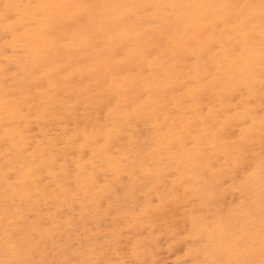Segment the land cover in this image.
Listing matches in <instances>:
<instances>
[{"label": "snow or ice", "instance_id": "1", "mask_svg": "<svg viewBox=\"0 0 264 264\" xmlns=\"http://www.w3.org/2000/svg\"><path fill=\"white\" fill-rule=\"evenodd\" d=\"M0 23L2 38L13 49L12 57H19L7 70L29 73L37 88L48 94L52 101L49 107L54 110V101L61 98L62 91L67 93L63 81L68 77L65 72L44 66L59 54L58 48L65 46L61 37L71 34L80 48H88L114 26L129 25L136 32L151 26L161 37V44L145 49L143 62L154 68L153 58L160 57L161 45L169 48L172 57L161 67L174 69L183 63L189 68L181 95L195 113L180 118L178 146L170 143L168 147L176 159L164 168L142 153H137L135 159L113 153L123 132L121 125L133 114L117 90L103 93L91 112L88 89L83 90L87 104L80 99L72 103L77 112L81 106L85 108L89 123L83 132L77 125L71 135L65 132L63 137L51 136L35 150L22 139L16 141V155L31 151L34 159L21 162L19 170L15 160L6 162L0 264H150L138 245L130 242L121 248L119 238L107 246L91 238L87 243L82 239L80 248L70 247L63 240L69 199L88 196L92 189L117 191L118 184L128 191L121 177L129 175V169L144 194L143 200L134 201L139 211L133 219L138 226H151L161 214H171L176 221L169 222L172 229L179 228L181 221L185 223L184 231L191 243L183 264H264V0H170L133 5L36 0L5 3ZM25 33L37 42L21 47L20 36ZM257 94L258 114L245 103ZM3 103L7 128L9 121L23 116V109L15 98L5 96ZM136 114L142 118V113ZM172 118L175 121L178 117ZM238 129H246L248 136L237 137ZM4 143L6 152L11 153L7 135ZM221 152L234 160L228 178L240 199L227 213L211 211L210 187L221 179L218 172L223 169L215 160ZM69 157L73 163H69ZM97 169L110 172L112 183L107 175L102 180ZM99 199L96 196L92 202ZM197 202L200 209L208 211L197 209ZM189 205L190 225L185 217L177 216L181 207L189 211ZM80 211L85 218L83 202Z\"/></svg>", "mask_w": 264, "mask_h": 264}, {"label": "bare ground", "instance_id": "2", "mask_svg": "<svg viewBox=\"0 0 264 264\" xmlns=\"http://www.w3.org/2000/svg\"><path fill=\"white\" fill-rule=\"evenodd\" d=\"M26 1H30V0H26ZM86 2H88V3H120V4L133 5V4H144V3H163V2H170V0H86ZM218 2H221V0H218ZM222 2H228V0H222ZM231 2H244V0H231ZM1 10H2V8H1V2H0V11ZM119 26H122V25L114 26L109 32L102 33L100 35V37H98L97 40L93 41V45L91 47L83 48L85 50V52H80V54H77V50L80 49V47L78 46V44L74 43L76 38H74L71 34H69V36H68V38H66V40L68 39L70 41L69 44L72 45L74 50H72V49L70 50V54L68 55V59L67 60H59V59L56 60L57 58H55L54 61H52L50 64L46 65V66H48L49 69L56 68L57 70L65 72V73H67L70 76H72V74H75L73 77H68V75H67L68 78L65 81H63V83L67 87V93L62 91L61 92V98L59 100H55L54 101V103L57 106V108L55 110L52 109L51 107H49V104L52 101H50V98H49L48 94L45 93L42 88H37L36 84L33 82L34 78L29 73H26L22 69L13 68V70H11V71L7 70L9 65L13 64L14 61L11 58V55H9V57L8 56L6 57L5 54L0 55V64H1L0 65V70H3V71L0 72V213H2V202H3L5 187H6L3 184V176H4V173L6 171V162H10L12 160H15V165L14 166L16 167L17 170H19V165H20L21 162H25V161L31 162L34 159L31 151H24L22 153V155L17 156L16 155V153H17V145L15 143L16 141H20L22 139V140L26 141L27 143H30L32 145V149L35 150L42 140L43 141H47L52 136V135L50 136V134H49L50 132H51V134H53L52 131L57 129V127L59 125H61V127H62L63 124H61V121H64V120H66V122L65 121L64 122L68 123V125H71V122L74 125L75 124L79 125V130L83 131L85 125L89 123V120L86 117L85 108L83 106H81L79 108V111L77 112L75 109H73L71 107V105L77 99L83 100L85 102V104L88 103V101H87V99H86V97L84 95V91H83L84 89H88L89 90L88 95H90L92 97L93 106H92V108L88 109L89 112L95 110V104L99 101V99L101 98L103 93L110 92V91H113V90L119 91L125 97V102L127 103V105H128V101L129 100H130L129 102L130 103L133 102V104L134 103H138V102L140 103V101H141V104H142V100H140V99H142L145 95L147 96L148 91H147V89L145 87L147 85L144 82L145 80L143 81V83L145 84V86H144V85L141 84V82H140V84L137 85V84H135L136 83L135 81L132 82V80L127 79L128 75H129V73H130V71L132 69L129 68L128 65H126V62H124V63L122 62V60L120 58V54H119L120 51L118 52V49H120L121 51L126 50V48H125L126 45L124 44L125 42H121L119 40L116 41V38L120 34V32H118V31L120 29H122V27L119 28ZM124 26H127V25H124ZM118 28H119V30H118ZM129 29H131V28H128V30ZM143 32H145V30H143L142 32L134 31V34H135L134 37L140 42L141 45L143 44V41L145 39L144 38L145 34ZM116 33H119V34L115 35ZM131 35H133V34H131ZM155 41L156 40H153V42H151L150 45H153L155 43ZM0 44H2L1 40H0ZM132 44H130V45H132ZM113 49L115 50L114 52L111 51ZM65 52H66V50H65ZM10 53H12V52H10ZM125 53L126 52L123 53V56L125 55ZM169 56H170L169 58H167L165 56H162V55H160L159 58L154 57L155 65L159 66V64H160L159 61L160 60H163L165 62L169 61L171 59V57H172V54H169ZM125 57H126V55H125ZM177 59H178V57H177ZM61 61H64V64L60 65V63H62ZM137 65H139V63ZM133 66H134V64H133ZM135 68L138 69L137 67H135ZM135 68L133 69L134 72L136 70ZM148 68H147V71H149ZM152 69L150 70V72L152 71ZM188 69L189 68H187V70ZM138 70H140V69H138ZM171 70H176V71H174L173 74H176L177 71H180V70H178V66L177 65H176V67L174 69L171 68ZM187 70H186V72H187ZM68 71L69 72L73 71V72L71 74V73H68ZM158 71H160V69ZM188 72H189V70H188ZM136 74H138V73H136ZM181 74H182V71H181ZM139 76L140 75H138L137 77H139ZM142 79H144V78H142ZM98 81H99V83H98ZM118 81H120V82L124 81L125 89H123L124 87H122V86L121 87H119L117 85L115 86V83H117ZM179 81H180V79H178L177 77H174V78H172L171 84L167 85L166 84V80H165V84L167 85V88L169 89V91H171L170 93H172V94L168 93V95H166V96L163 95V90L156 86L157 87V91L156 92H158L159 89H161L162 91L160 90L161 92L159 91L157 93V97L155 96V98H157L159 101L156 102V105L152 106V107H154V112L152 113V116H150L151 117L150 120H151V123L154 125L153 130H154V133H155V137L158 139V143L160 144L158 149H157V151L154 150L156 148L153 149L154 153L156 152L157 156H158V159L155 161L157 167H165V163H164L165 160L162 159V158L165 157V159H166V156H163V154H162L163 157L160 158L159 157L160 152H162V151L164 152L166 150L168 151V147H169L170 143L177 144V146H178L177 138H178V135H179L180 118H183L185 116L184 114L189 115V117H192V116L195 115V113L193 111L188 109L186 98L185 99L181 98L182 96L179 93H177L179 90L177 91L176 88L179 87L178 86ZM168 83H170V82L168 81ZM126 84H127V87H126ZM152 84H153V86H155L154 83H152ZM159 84H161L162 87H163V83H159ZM165 84H164V88H163L164 90H165V86H166ZM149 85H148V87H149ZM181 86H182V83H181ZM45 87H46V85H45ZM150 88L151 87H149V89ZM167 88H166V90L164 92L167 91ZM156 92H154V93H156ZM154 93H153V96H154ZM150 95H152V94H150ZM5 96H7L9 98H15V102L17 104H19V106L23 109V116H17V117H15L14 120L9 121V124H8L7 128L5 127V123H4V119H3V117L5 115V113H4V103H3L4 99H5ZM149 99H150V97H149ZM149 99L148 100L146 99V100H143V101H149ZM171 102L175 103L174 104L175 108L172 107L173 110L170 108L171 105L173 104ZM169 103L171 105H169ZM213 104H215V102H213ZM246 104L250 105V107L253 108L254 111L257 114L260 112V101H259V98H258V94H257L256 98H254L252 100H246ZM150 105H153V103L150 104ZM167 105H169L170 107H168ZM144 106L142 107V110L144 109ZM138 107H139V104H138ZM138 107H136V108H138ZM140 108H141V106H140ZM131 109H134V108H131ZM146 109H147V107H146ZM149 109L150 110L148 111V113L150 114V112H152L151 107ZM206 110H207V106H206ZM225 110H227V109H225ZM133 111H135V112L137 111L138 112L139 110L137 109V110H133ZM186 111H188V113H186ZM232 111L234 112L235 109H232ZM140 112H141V110H140ZM144 112H146V110H143V114H144ZM204 112L206 113L205 107H204ZM135 115H137V114H135ZM173 115H176L178 117L175 121L172 118ZM142 117H143V115H142ZM129 118H131V117H129ZM139 118L140 117H138V119H137L138 123H139ZM142 119L143 118H141L140 121H142ZM258 120H259V117L257 115V127H258ZM128 121H129V119H128ZM130 121H131V119H130ZM143 122H144V120H143ZM249 123L251 124V120H249ZM141 125L144 126L146 124L145 123H143V124L141 123ZM124 126L126 127V125H124ZM130 126H131V124H129L128 128H130ZM61 127H60V130H61ZM64 127H66V126H64ZM75 128H77V127H75ZM122 128H123V126H122ZM67 129L68 128H66V129L64 128V130H67ZM146 129H147V126H146ZM60 130H59V132H60ZM90 130H91V127H90ZM125 130L123 129V132ZM73 132L74 131L72 129L71 133H73ZM123 132H122V137L125 136L124 135L125 133H123ZM71 133H70V135H71ZM89 133H91V132H89ZM150 133H151V130H150ZM130 134L131 133L129 131V137L132 136V134L131 135ZM152 134H153V132H152ZM248 134H249L248 131L245 130V129H238L237 132H236L237 137L243 136V137L246 138L248 136ZM6 135L9 138V143L7 145V148L11 149V153L6 152V146H5V143H4V137ZM153 135H151V136L153 137ZM125 137H127V136H125ZM125 137H124V139L126 140L128 137L127 138H125ZM132 138L135 141L134 142V147H137L135 145V143L138 140L135 139V135H134V137L132 136ZM132 138H131V140H132ZM156 138L151 139V140L154 141ZM121 139H123V138H121ZM129 139H127V140L129 141ZM257 139H258V134H257ZM119 142H120V140H119ZM119 142L117 143V146L121 145V144H119ZM124 144H126V143H124ZM138 144H140V143H138ZM150 145L148 146V144H147V146L144 145V147L146 146V147L150 148ZM122 147H124L123 144H122ZM132 147H133V145H132ZM120 149H121V147H120ZM136 150L138 151L139 148L136 149ZM146 150L148 151V149H146ZM115 151H113V152L116 153ZM137 151L134 152V154L137 153ZM144 152H146V151H144ZM151 157H153V155ZM70 158L71 157H69V161H70ZM132 158H133V156H132ZM172 158L176 159V156H174L172 154ZM167 159H166V161H167ZM173 159L170 158V160H168L166 165L169 164L171 162V160H173ZM215 160H216V163H217V167L218 168L222 167V169H223L222 171L218 172V175L221 177L220 180H223L224 177L229 176V169L232 166V164H234V160H231V159L225 157L222 152L215 158ZM151 161H153V160H151ZM38 162L39 161L37 160V163ZM129 170H131V169H129ZM102 176L104 177L103 173H102ZM123 177L124 176H122V178ZM111 178H109V179L111 180ZM133 178L131 176L129 179L126 178L125 181L126 180L129 181V183L127 182V184L131 185L132 181L135 180V178L134 179ZM131 179H133V180H131ZM133 183L131 185L132 188L138 187V186L134 187ZM217 183H221V182H217ZM214 186H215V184L210 187V192L214 188ZM119 188H120V185H119ZM129 189L131 190L130 187H129ZM229 189H232V187H230ZM33 190H35V186L34 185H33ZM41 190H43V188H41ZM95 190H98V189H95ZM99 190H98V194L96 193L98 196H99V193H100ZM123 190L124 189H122V191ZM130 190H128V192H130L131 195H132V193L134 195L135 192L134 191L131 192ZM94 192H93V194H94ZM90 193H92V191ZM118 193H119V191H118ZM122 193L125 194L124 191ZM139 193L137 191V194H139V195L136 196L137 194L135 193L134 196L139 197V198H141L140 200H142V196H144V194L141 191ZM107 194L111 195L110 192L107 193ZM107 194H103V195H107ZM126 194L128 195V193H126ZM236 194L238 195L239 193H236ZM113 195H114V192H113ZM119 195H120V193H119ZM125 195H123V196L126 197L127 195L126 196ZM131 195H130V197H131ZM92 196H94V195H92ZM92 196H91V198H93ZM222 196H223V194H222ZM118 197L121 198L122 196H118ZM134 198L135 197H133V199L130 198L131 201H133ZM139 198H137V199H139ZM123 199L125 200V198H123ZM217 199L218 198H215L214 202H216ZM17 200H18V203H19V198H17ZM104 200H107V198L105 197ZM104 200H103V202H104ZM112 200H113V198L111 199V202H110L111 204L114 201V200L113 201ZM116 200L117 199H115V201ZM120 200L118 199V202ZM86 201H87V196H84L83 194H81L80 198L75 200V201H72L71 199H69V202H68L67 205H65V208L67 210H72L69 213L73 212L75 214V215H73V213H71L72 214L71 216L75 217L76 215H79L80 219H81L80 221H82L80 209L82 207V202L84 204V202H86ZM123 201H121V202H123ZM136 202H137V200H136ZM95 203H93V204H95ZM120 203H119V205H120ZM90 204H88V207L89 206L91 207ZM119 205H116V206H118L117 207L118 209L120 208ZM214 205L217 206L216 203L213 204V206ZM96 206H97V203H96ZM105 206H107V204H105ZM108 206H110V210L112 211L113 210L112 205H108ZM116 206L114 207V209H116ZM132 206H134V203L132 204ZM132 206H130L131 211L134 208ZM190 206L191 205H189L188 207H190ZM25 207H27V205H25ZM84 207H85V205H84ZM90 207H89V209H90ZM126 207H123V208H126ZM93 208L95 209L96 207L93 206ZM102 208L104 209V206H102ZM123 208L121 206V209H123ZM181 208H183V207H181ZM91 209L90 210L86 209V215L90 216V217L93 216V217L90 218L89 221H85V223L81 222L82 225H80V226H78V224H77V226L79 227V231H77V226L75 227L73 225V227H75L73 230H72V226L69 227V221H67L68 219H65V217H68L67 214L68 215H70V214L68 213V211L65 212V214H64L65 215V217H64L65 223H64V229H63V240L65 241L66 244H69L70 247L76 246L77 243L79 244L78 238H77V237H79V234H80L79 240L83 239L82 236H84V238L87 241H88V239H87L86 235L89 234V233L90 234L91 233L95 234L96 236H101V238H100L101 241H102L103 238H107V236L110 235V230H108V229L112 228V227H110V224H112L111 222H113L112 219L110 220V218H109V222L105 221V223L101 224L102 223L101 222L99 225H97L96 224L97 222L94 221V217L97 214L99 216L100 214H102L101 212H103V211L101 209H99L101 211V212L98 211L100 214L97 212V214H94L95 215L94 216L92 213H94L95 211H93ZM105 209H106V207H105ZM130 209H128V211H130ZM205 209L208 210L207 208H205ZM212 209H213V207L211 208V210ZM108 210H109V208H108ZM120 210H117V211L119 212ZM181 210L183 211L185 209L184 208L180 209L178 212H180ZM217 210L218 209H216V211ZM226 210L227 209H225L224 212H226ZM47 211H48V209H45L46 213H47ZM51 211L55 212V208H52ZM135 211H139V210L137 209ZM216 211H214V212H216ZM108 212L109 211H107V213ZM118 212H117V214H118ZM125 212H127L126 209H125ZM113 213H116V212H113ZM178 214L180 215V213H178ZM115 215L112 214V217L114 216V218H116ZM168 215H166L167 216L166 217V216H163V214H161V217L163 216L162 218L164 220H168V217L170 218V215L169 216ZM100 216L102 217V215H100ZM99 217H97V218L95 217V219H99ZM106 217L107 216H104V218H106ZM180 217H181V215H180ZM74 219L75 218H73L72 221H74ZM170 219L172 220V218H170ZM159 220H160V218H159ZM99 222H100V220H99ZM173 222H174V219L172 220L171 223H173ZM116 223H117V221L115 222V224ZM162 224H164V223H162ZM165 224H166V222H165ZM165 224H164V226H165ZM72 232H73V234H72ZM2 237H3V223L0 222V241H2ZM88 238H89V235H88ZM57 239H60V237L57 236ZM93 239L95 240V238H93ZM108 239H110V238H108ZM100 240H99V242H100ZM107 240L105 239L106 243H107ZM102 242H103V244L105 243L104 241H102ZM109 242H110V240H109ZM97 244L100 245L102 243H100V244L97 243ZM107 245H108V243H107ZM107 245H105V246H107ZM77 247L79 248V246H76L75 248H77Z\"/></svg>", "mask_w": 264, "mask_h": 264}, {"label": "rangeland", "instance_id": "3", "mask_svg": "<svg viewBox=\"0 0 264 264\" xmlns=\"http://www.w3.org/2000/svg\"><path fill=\"white\" fill-rule=\"evenodd\" d=\"M0 2H1V8H2V6L5 4V3H17V4H28V3H34V2H36V0H30V1H26V0H0ZM2 11V10H1ZM120 27H122V29H120L119 30V28ZM119 28H118V32H120V34L119 33H116L115 35H117V34H119L118 35V37L116 38V41L117 40H119V41H121V42H125L124 44L126 45V50H124V51H121L120 49H118V52L120 51V58H121V60H122V62L124 63V62H126V65H128V67L129 68H131L132 70V72L130 71V73H129V75H128V77H127V79H130V80H132V82L133 81H135L136 83L135 84H140V82H141V84L142 85H144L145 86V84L143 83V81L146 83V85L147 86H145L146 87V89H147V91H148V93H147V96L145 95L142 99H140V100H142V104H141V101H140V103L138 102V103H134L133 104V102H129L128 101V105H129V107L130 108H134L133 110H139L138 112H140V110H141V112L140 113H142V115H143V119H142V121H140V119L141 118H139V123L141 122L142 124L143 123H145L146 125H141V123L139 124L138 123V116L137 115H135L136 113H137V111L135 112V111H133V114H132V116H130L131 118H127V120L121 125V127L123 126V128L122 129H126L123 133H125L124 135L125 136H127V137H125V138H127V139H129V141L126 139H124V137H122V135H121V137H120V142H119V144H121L120 146H117V144L115 145L116 147H114L112 150L113 151H115L116 153H114V154H116V155H123V154H127V155H130L131 157L133 156V159H135L136 158V155H137V153H142L143 154V156H145L149 161H151V160H153V159H155V161L158 159V156H157V153L155 152L154 153V150H156L157 151V149H158V147H159V143H158V139L155 137V133H154V130H153V127H154V125L151 123V117L150 116H152V113L154 112V107H152V106H154V105H156V102L157 101H159L157 98H155V96L157 97V93L162 89L163 90V95L164 96H166V95H168V93H170L171 91H169V89L167 88V85H169V84H171V81H172V78H174V77H177L178 79H180V81H179V84H178V88H176V90L178 91L177 93H179L180 95H181V90H182V86H181V83L183 82V80L185 79V76H186V74L188 73V70H187V66L185 67V65L183 64V63H178L177 64V66H178V70H180V71H177V73L176 74H173L174 73V71H176V70H171V68L170 67H166V68H162L161 67V65L162 64H166V62L165 61H163V60H160L159 61V66L158 65H155V67L152 69V71L150 72V70L151 69H149L148 68V64L147 63H145L144 64V62H143V55H142V53L145 51V49H149V48H151L153 45H160L161 44V37L159 36V34L156 32V30L153 28V27H151V26H146L144 29H142L140 32H142L143 30H145V32H143L144 34H145V39H144V41H143V44L141 45L140 44V42L134 37L135 36V34H134V31L133 30H131V29H129L128 30V28H131L129 25H127V26H124V25H122V26H119ZM22 32H23V30H21ZM131 34H133V35H131ZM2 35H3V33H2V23H0V40H1V43L3 44H0V55H2V54H5V51L7 50V52H8V54L9 55H11V53L10 52H12L13 50H12V47L11 46H6V41L4 40V39H2ZM114 35V36H115ZM68 36H69V34H65L63 37H61V43L62 44H64L65 46L64 47H60V48H58V52H59V54L58 55H56V56H54L50 61H49V63L48 64H50L52 61H54L55 60V58H57L56 60H67L68 59V55L70 54V50L72 49V50H74V48L72 47V45L71 44H69L70 43V41L67 39L66 40V38H68ZM65 38V39H64ZM64 39V40H63ZM153 40H156L155 41V43L153 44V45H150V43L151 42H153ZM5 41V42H4ZM20 41H21V43H20V46L21 47H27L28 45H30V44H34V43H36L37 41L35 40V37L34 36H32L30 33H25V34H23V35H21L20 36ZM42 43V42H41ZM134 45H133V44ZM164 44H167V41H164L163 42ZM130 44H132V45H130ZM113 46V45H112ZM162 46V48H163V50H162V52H161V55L162 56H165V57H167V58H169L170 56H169V54H171V50L169 49V48H167V47H163V45H161ZM10 49V50H9ZM83 48H80V49H78L77 50V54H80V52H85V50L83 51L82 50ZM65 50H66V52H65ZM124 52H126L125 53V55H126V57H125V55L123 56V53ZM122 53V54H121ZM83 54V53H82ZM9 55H8V57H9ZM11 58L13 59V61H15V60H18L19 59V57H12V55H11ZM178 59H179V57H178ZM177 59V60H178ZM153 61H154V58H153ZM62 63H60V65L61 64H64V61H61ZM139 63V65H137ZM143 63V64H142ZM47 64V65H48ZM133 64H134V66H133ZM136 64V65H135ZM1 65V64H0ZM45 68H48V66H44ZM135 67H137L138 69H140V70H138V69H136ZM158 67V68H157ZM136 69L135 70V72H134V70L133 69ZM147 68H148V70L149 71H147ZM160 69V71H158ZM186 70H187V72H186ZM1 71H3V70H0V72ZM147 71V72H146ZM181 71H182V74H181ZM72 72L73 71H68V73H71L72 74ZM141 72V73H140ZM164 72V73H163ZM135 73V74H134ZM136 73H138V74H136ZM140 73V74H139ZM185 73V74H184ZM159 74V75H158ZM167 76H166V75ZM68 75V74H67ZM75 74H72V76H70V75H68V77H73ZM138 75H140L139 77H137ZM182 75V76H181ZM142 78H144V79H142ZM149 78H151L150 80H149ZM165 80H166V84H165ZM171 80V81H170ZM168 81L170 82V83H168ZM152 83H154V85L155 86H153V84ZM159 83H163V87H162V85L161 84H159ZM122 84V85H121ZM150 84V85H149ZM157 84V85H156ZM164 84L166 85L165 86V90H166V88H167V91L166 92H164L165 90L163 89L164 88ZM119 86V87H124L123 89H125V86H124V81H122V82H120V81H118L117 83H115V86ZM148 85H149V87H151L150 88V91L152 92H150L149 91V87H148ZM161 85V86H160ZM159 87V88H161V89H159V91L158 92H156L157 91V87ZM126 87H127V84H126ZM155 88V89H154ZM180 88V89H179ZM153 89V90H152ZM161 90V91H162ZM160 91V92H161ZM154 92H156V93H154ZM153 93H154V96H153ZM165 93V94H164ZM176 93V94H177ZM150 94H152V95H150ZM170 94H172V93H170ZM182 96V95H181ZM149 97H150V99H149ZM154 97V98H153ZM163 98V97H162ZM181 98H184L185 99V97L184 96H182ZM148 100L149 99V101H143V100ZM153 99V100H152ZM156 100V101H155ZM153 103V105H150V104H152L151 102ZM185 101V100H184ZM144 102V103H143ZM149 102V103H148ZM213 102H215V101H213ZM171 103H173V102H171ZM245 103H246V101H245ZM131 104V105H130ZM133 104V105H132ZM137 104V105H136ZM138 104H139V107H138ZM146 104V105H145ZM175 103H173L172 105L169 103V105H171V107L169 106V105H167L168 107H170L172 110H173V108H175V105H174ZM145 105V106H144ZM149 105V106H148ZM132 106V107H131ZM135 106V107H134ZM140 106H141V108H140ZM144 106V109L143 110H146V112H144V114H143V110H142V107ZM207 106V105H206ZM206 106H205V111L207 112V110H208V106H207V110H206ZM249 107H250V105H248ZM136 107H138V108H136ZM146 107H147V109H146ZM151 107V110H152V112H150V114L148 113V111L150 110L149 108ZM173 107V108H172ZM136 108V109H135ZM153 108V109H152ZM234 109V108H233ZM186 113H188V111H186ZM149 115V116H148ZM185 115V114H184ZM187 115V114H186ZM136 118H135V117ZM188 117H189V115H187ZM133 117V118H132ZM145 117V118H144ZM128 119L130 120L131 119V122H128ZM136 121H135V120ZM143 120H144V122H143ZM146 120V121H145ZM65 122H66V120H64ZM64 121H61V124H63L62 125V127H61V125H59L58 127H57V129H55L54 131H52V133L53 134H51V132L49 133L50 134V136L52 135H60L61 137H63V135H64V133L65 132H68V134L70 135V133L72 132V129H73V131L75 132V131H77L76 129L77 128H75V127H77V125L75 126L74 124H72V122H71V125H68V123H65ZM136 124H135V123ZM131 124V126H130V128H128L129 127V124ZM66 124V125H65ZM250 124V123H249ZM124 125H126V127L124 126ZM137 125V126H136ZM64 126H66V127H64ZM75 126V127H74ZM135 126V127H134ZM146 126H147V129H146ZM60 127H61V130H60ZM64 128L66 129V128H68L67 130H64ZM72 128V129H71ZM129 129V130H128ZM59 130H60V132H59ZM91 130H92V128H91ZM90 130V127L88 128V132H92ZM150 130H151V133H150ZM246 130V129H245ZM80 132H83L82 130H79ZM129 131H130V133L132 134V136L134 137V135H135V139H137L138 141H136V143H135V145L137 146V147H134V140H133V138H132V136H130L129 137ZM152 132H153V134H152ZM62 133V134H61ZM72 134V133H71ZM130 134V135H131ZM149 135V136H148ZM151 135H153V137L151 136ZM152 137V138H151ZM121 138H123V139H121ZM131 138H132V140H131ZM139 138V139H138ZM154 138H156L154 141L153 140H151V139H154ZM125 140V141H124ZM133 141V142H132ZM130 142V143H129ZM132 142V143H131ZM156 142V143H155ZM124 143H126V144H124ZM138 143H140V144H138ZM118 144V145H119ZM122 144H123V146L124 147H122ZM138 144V145H137ZM147 144H148V146L150 145V148H148V147H146L147 146ZM155 144V145H154ZM132 145H133V147H132ZM140 145V146H139ZM144 145H146L145 147H144ZM142 146V147H141ZM152 146V147H151ZM120 147H121V149H120ZM144 147V148H143ZM128 148V149H127ZM139 148V150L137 151L136 149H138ZM142 148V149H141ZM154 148H156V149H154ZM126 149V150H125ZM146 149H148V151L146 150ZM154 149V150H153ZM129 150V151H128ZM143 150V151H142ZM119 151V152H118ZM137 151V153H135L134 154V152H136ZM144 151H146V152H144ZM145 153V154H144ZM155 155H154V154ZM162 154H163V156H166V159H167V161H166V159H165V157H163L162 156ZM153 155V157H151ZM150 157V158H149ZM159 157L161 158V157H163L162 159H164L163 161H164V163H165V167H166V163L168 162V160H170V158L171 159H173L172 158V154H170L167 150L166 151H162V152H160V155H159ZM72 159L70 158V161H69V163L71 162V163H73V160L71 161ZM161 160V159H160ZM73 167H75V165L73 164ZM159 168H164V167H159ZM99 170V169H98ZM97 170V172H98V174H100V176H101V179L103 180V176H102V173H103V175L104 176H106V175H110L109 176V178H111V173L109 174V173H105V172H102V171H98ZM129 171V174L130 175H123L124 177L122 178L121 177V179L123 180V181H125V179L126 178H130L131 176H132V178L134 177L135 178V180H133V179H131V180H133L132 181V183H133V186L135 187V186H138V187H135V188H132L131 187V185H132V183H131V185H129L128 184V186L131 188V190L129 189V187H128V190H130L131 192H135L136 194H137V191H138V193L140 192L138 189H139V182L136 180V177H135V175H131V170H128ZM112 179H114V178H111V180L109 179V183H111L113 180ZM130 180V181H131ZM136 181V182H135ZM125 182H128L129 183V181H125ZM218 182H221V183H216L215 184V186H214V188L211 190V201H212V203L213 204H215L216 203V205L217 206H212L213 207V209L211 210L212 212H214V211H216V209H219V210H222V211H225V209H227L226 210V212L225 213H227L228 212V210L229 209H231V208H234L236 205H238L239 204V202H240V199H239V194L237 195L236 193H238V192H236V190H235V188H234V186H233V184H232V181H231V179H229L228 178V176H226V177H224L223 178V180H219ZM117 187V191H113L114 192V195H113V192H110V194L112 195H110L111 196V199L113 198V202H112V204L110 203L111 202V199L109 200L108 199V196H109V194H107V193H103L101 190H99V196L101 197L99 200H96V203H97V206H96V203L95 204H93V199L96 197V196H98L97 194H98V190H95V189H92L91 191H92V193H89V195L87 196V201L86 202H84V204H83V206L85 205V209H87V210H90L91 208V210H93V211H95L94 213H92L93 215L94 214H97V212L99 211V212H101L99 209H101L103 212H101L102 214H100L99 212V214L100 215H102V217L100 216H98V214L95 216L96 218L97 217H99V219H95V217H94V221H96L97 223V225H99L101 222V224H103V223H105V221H107V222H109V218H110V220L112 219V221L113 222H111L112 224H110V227H112L111 229L109 228L108 230H110V235H108L107 236V238H103L102 239V241H104L105 243L103 244V242L100 240V238H101V236H96L95 234H87L86 235V237H87V239H89V238H91V240L94 242V243H102V244H100V245H107V243L109 244L110 242H109V240L111 241V240H114V239H116V238H119L120 239V241H121V244H120V246H121V248H124L126 245H129V243L131 242V245H138L139 246V250H140V252H141V254H142V256L145 258V259H147V260H149L150 261V264H151V262L152 261H155V262H157V264H183V261L184 260H186L187 259V257H186V253H187V251H188V245H189V243H191V240L189 239V237H188V233L187 232H185L184 231V228H185V223L183 222V221H181L180 222V226H179V228H177V229H172V228H170L169 227V222H172V220H173V218H172V216H171V214H169L170 215V218H172V220L168 217V220H164L162 217L163 216H166V215H164L163 214V216L160 218V220L158 221V220H156V222L155 223H153L151 226H138L137 225V223L135 222V220L133 219V217H134V215H136L137 213H138V211H135V210H137V208L135 209V204H134V206H132V204L134 203V201H136L137 200V202L138 201H140V199L141 198H139V197H136V196H138L139 194H137L136 196H134L135 195V193H134V195H133V193H132V195H131V193L130 192H128V191H125V190H123L124 192H125V194L126 193H128V195L126 196L124 193H122L123 191H122V187L120 186V188H119V185L118 186H116ZM230 187H232V189H229ZM137 190V191H136ZM95 191V192H94ZM119 191V193H120V195L119 194H117V192ZM93 192H94V194H93ZM97 193V194H96ZM94 195V196H92V195ZM103 194H107V195H103ZM116 194V195H115ZM122 194V195H121ZM142 194V193H141ZM222 194H223V196H222ZM236 194V195H235ZM123 195H125L126 197H124ZM130 195H131V197H130ZM91 196L93 197V198H91ZM118 196H122L121 198L120 197H118ZM222 196V197H221ZM104 197V198H103ZM105 197L107 198V200H104L105 199ZM133 197H135L134 198V200L133 201H131V199L130 198H132L133 199ZM144 196H142V200L144 199L143 198ZM220 197V198H219ZM117 199L116 201H115V199ZM123 198H125V200L127 201H125ZM137 198H139V199H137ZM215 198H218L217 200H216V202H214V199ZM90 199V200H89ZM92 199V200H91ZM118 199L120 200L119 202H118ZM103 200H104V202H103ZM125 202H124V201ZM98 201V202H97ZM121 201H123V202H121ZM121 202V203H120ZM91 203V204H90ZM119 203H120V205H119ZM228 203V204H227ZM88 204H90L91 205V207H90V209H89V207H88ZM103 204V205H102ZM105 204H107V206H105ZM212 204V205H213ZM108 205H112V207H113V210L111 211L110 210V206H108ZM116 205H119V209L117 208L118 206H116ZM132 206V207H134L133 209H132V211H131V209H130V206ZM93 206H95L96 208L94 209L93 208ZM102 206H104V209L102 208ZM116 206V209H114V207ZM121 206H122V208L123 207H126V208H123V209H121ZM105 207H106V209H105ZM191 207H192V205L190 206V207H188L189 208V211H186V210H181L180 212H178L180 209H183V208H180L178 211H177V216H179L180 217V215H181V217H185L186 219H187V222H188V224L190 225V223H191V218H190V209H191ZM196 207H197V209H200V203L199 202H197L196 203ZM227 207V208H226ZM108 208H109V210H108ZM130 209V211H128V209ZM97 209V210H96ZM121 209V210H120ZM125 209H126V211L127 212H125ZM109 211L108 213H107V211ZM117 210H120L119 212L117 211ZM139 210V209H138ZM200 210H203V211H208V210H206L205 208L204 209H200ZM68 211V213L70 212V211H72V210H67ZM113 212H116V213H113ZM117 212H118V214H117ZM121 212V213H120ZM123 212V213H122ZM71 213H73V212H71ZM71 213H69L70 215H68L67 214V216L68 217H65V215H64V217H65V219H68L67 221H69V222H71L70 224H69V227H71L72 226V230L77 226V224H78V226H80V225H82V223L81 222H84L85 223V221H89L90 220V218H92V217H90V216H85V218H83L82 219V221H80L81 219H80V216L79 215H76L75 217L74 216H71L72 214ZM178 213H180V215L178 214ZM89 214V213H88ZM112 214L113 215H115L116 216V218H114V216L112 217ZM73 215H75L74 213H73ZM107 216L106 218H104V216ZM111 215V216H110ZM122 215V216H121ZM124 215V216H123ZM168 215V216H169ZM79 216V217H78ZM77 217V218H76ZM88 217V218H87ZM167 217V216H166ZM71 218V219H70ZM73 218H75L74 219V221H72V219ZM71 221H70V220ZM102 219V220H101ZM107 219V220H106ZM116 219V220H115ZM167 219V218H166ZM99 220H100V222H99ZM115 220V221H114ZM104 221V222H103ZM117 221V223L115 224V222ZM162 221V222H161ZM165 222H166V224H165ZM176 221L174 220V222L173 223H175ZM73 223V224H72ZM162 223H164L165 224V226H164V224H162ZM73 225L75 226V227H73ZM114 225V226H113ZM71 230V231H72ZM72 234H73V232H72ZM88 235H89V238H88ZM94 235V236H93ZM82 236V235H81ZM112 236V237H111ZM78 238V242H79V244L77 243L76 244V246H79V248H80V243H81V240L82 239H80L79 240V238H80V234H79V237H77ZM82 238H83V241L85 242V243H87V240L84 238V236H82ZM93 238H95V240L93 239ZM100 240V242H99V240ZM108 238H110V239H108ZM105 239L107 240V243H106V241H105ZM67 245H69V244H67ZM76 246H74V247H76ZM78 248V247H77Z\"/></svg>", "mask_w": 264, "mask_h": 264}]
</instances>
